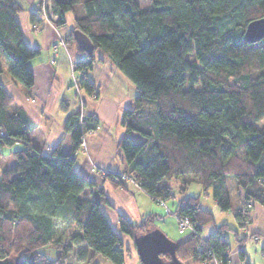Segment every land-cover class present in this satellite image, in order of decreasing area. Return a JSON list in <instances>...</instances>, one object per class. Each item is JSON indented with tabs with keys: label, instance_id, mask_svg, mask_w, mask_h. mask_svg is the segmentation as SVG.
Instances as JSON below:
<instances>
[{
	"label": "trees",
	"instance_id": "trees-1",
	"mask_svg": "<svg viewBox=\"0 0 264 264\" xmlns=\"http://www.w3.org/2000/svg\"><path fill=\"white\" fill-rule=\"evenodd\" d=\"M78 4L83 13L65 40L82 55L75 64L80 89L98 95L89 71L100 53L136 90L118 143L127 167L105 177L116 187L131 180L163 203L175 193L162 183L180 181L183 193L198 184L202 194L182 199L175 211L193 228L178 242L177 257L185 264H229L232 229L216 223L201 197L211 195L221 212H234L239 228L250 222L252 205L264 203V39L244 38L248 24L264 18V0H151L149 8L137 0H52L59 28ZM21 10L16 0H0V51L11 80L30 93L35 78L29 61L39 50L24 40L16 20ZM31 22L35 29L43 25L37 14ZM77 30L91 41V53L79 46ZM3 72L0 62V77ZM98 127L93 115L69 114L64 132L70 150H63V140L44 155L31 145L33 121L0 80V162L6 147L15 161L0 171L1 259L97 264L101 255L124 264L127 250L102 209L108 198L75 167L84 135ZM18 144L23 147L14 149ZM153 220L148 215L136 224L120 217V229L134 240L154 229ZM58 222L67 229L60 231ZM209 224L214 229L205 236ZM48 248L54 259L42 253Z\"/></svg>",
	"mask_w": 264,
	"mask_h": 264
},
{
	"label": "crops",
	"instance_id": "crops-1",
	"mask_svg": "<svg viewBox=\"0 0 264 264\" xmlns=\"http://www.w3.org/2000/svg\"><path fill=\"white\" fill-rule=\"evenodd\" d=\"M16 1L22 8L16 15V20L24 40L29 47L39 50L38 56L29 61L35 82L31 92L27 93L4 72L0 80L13 97L15 104L23 108L34 123V129L29 135L31 145L44 155H49L52 149L64 140L63 150L67 152L70 150V141L69 136L64 132V124L68 115L80 111L85 116L97 117L99 127L96 131L84 135L85 145L78 153L75 167L81 176L103 190L108 198L109 204L102 205V209L112 228L121 236L124 248L127 250L124 264H141V261L134 240L121 232L120 217L138 224L148 215H152L154 229H160L173 241H186L191 232L189 229H182L176 217L172 223L175 226L166 228L167 218L163 209L167 201L163 203L154 200L133 181H127L124 186L116 187L105 177L107 174H122L127 167L118 143L126 133L121 123L123 112L133 106L136 90L133 84L100 53L97 54L101 60L94 63L89 71L90 80L98 87V96H88L83 90L73 87L76 78L75 64L82 55L75 46L65 42V39L73 31L75 18L83 13V9L78 4L75 12L65 15V25L59 28L58 16L53 9L50 12L52 17L47 12H42L41 0ZM33 14L43 19V25L39 29H35L32 25ZM0 54L8 64L1 51ZM22 147L18 144L14 149ZM11 152L12 149L8 151L4 149L5 158H10V165L13 166L15 161ZM162 184L169 185L175 193L173 200L170 199L174 204L173 212L182 199L202 194L201 187L196 189L194 194H189L191 186L196 183H192L184 193L180 191V181ZM88 192L89 190L86 191L87 194ZM87 196L92 197L91 194ZM232 196L234 204L237 205L239 199L235 189L232 191ZM205 208L213 212L218 225L228 224L232 229L228 233L229 264H264V203L252 205L250 222L244 228L238 227L234 212H221L213 197L211 204ZM222 213L225 215L221 218ZM213 229L214 225H207L203 230L204 235L207 236ZM254 236L258 237V240L253 238ZM241 253H244V257ZM95 263L112 264L101 255L97 256Z\"/></svg>",
	"mask_w": 264,
	"mask_h": 264
},
{
	"label": "water",
	"instance_id": "water-1",
	"mask_svg": "<svg viewBox=\"0 0 264 264\" xmlns=\"http://www.w3.org/2000/svg\"><path fill=\"white\" fill-rule=\"evenodd\" d=\"M74 37L85 52H92L93 45L85 34L77 30L74 32ZM244 38L249 43H255L264 39V18L250 22ZM134 243L141 264H185L176 254L178 242L169 239L160 229H153L145 234L136 236ZM165 256H169L170 259H165ZM0 264H17V258H0Z\"/></svg>",
	"mask_w": 264,
	"mask_h": 264
},
{
	"label": "rangeland",
	"instance_id": "rangeland-1",
	"mask_svg": "<svg viewBox=\"0 0 264 264\" xmlns=\"http://www.w3.org/2000/svg\"><path fill=\"white\" fill-rule=\"evenodd\" d=\"M42 1V5H41V10H42V12H47L48 13V15L50 16V17H52V13H50L51 11H52V6H49V2H48V0H44V1H46V3L44 4L43 3V0H41ZM51 2H52V0H51ZM137 2H138V4L141 6V7H143V8H149V7H151V0H137ZM52 5V4H51ZM47 15V16H48ZM48 16V17H49ZM66 42V41H65ZM144 42V41H143ZM96 57H97V59H98V61H100L101 59H99L98 58V54H96ZM108 61H110V60H108ZM0 62H1V64L3 65V68H4V73L5 74H7L8 76H9V74H8V68H9V66H8V64L7 63H5V61H4V58H3V56L0 54ZM97 62V61H96ZM95 62V63H96ZM111 62V61H110ZM73 84H74V86L73 87H75L76 89H80V87H79V85H78V81H77V77L75 78V80H74V82H73ZM80 90H82V89H80ZM98 96V95H97ZM260 127H263L264 126V120L261 122V124L259 125ZM83 142L85 143V140L83 139ZM11 148L10 147H6L5 148V150H10ZM11 159L10 158H4V160H2L1 162H0V171L2 170V169H5V168H10L11 167ZM128 181H131V180H128ZM200 188V186L199 185H197V184H193L192 186H191V188H190V191H191V193H189V194H194L195 193V191H196V189H199ZM173 200V199H172ZM172 200H170V201H167V202H165V204H167L164 208L165 209H163L164 210V213H165V217L167 218V220H166V223H165V225H166V228L168 229L169 227L171 228L173 225H172V223H173V219H175L174 217H176L175 216V212H173V208H174V204H173V202H172ZM211 202H212V197H208V196H206V197H201V204L204 206V207H208L210 204H211ZM225 215V213H222V215H221V218L223 217ZM220 218V219H221ZM169 220V221H168ZM168 221V222H167ZM220 221V220H219ZM174 226H175V224H174ZM173 226V227H174ZM58 228H59V230L60 231H64L65 229H67V227H66V225H65V223H62V222H58ZM69 230V229H68ZM230 238H231V241L233 242H231L232 244H234V240H233V235H231L230 236ZM42 251V253L45 255V256H47V258H50V259H54V256H55V250H53V249H51V248H48V249H42L41 250Z\"/></svg>",
	"mask_w": 264,
	"mask_h": 264
},
{
	"label": "built area",
	"instance_id": "built-area-1",
	"mask_svg": "<svg viewBox=\"0 0 264 264\" xmlns=\"http://www.w3.org/2000/svg\"><path fill=\"white\" fill-rule=\"evenodd\" d=\"M48 2H49V6H51V4H52L51 0H48ZM43 3L45 4L46 1L43 0ZM84 145H85V143L83 142L81 147H84ZM175 216L178 219L179 225L182 229H189L192 231L193 228H192V225L188 219H181V218L179 219L177 214H175ZM255 239L258 240V237H255ZM203 264H221V263L217 259H212L209 263L204 262Z\"/></svg>",
	"mask_w": 264,
	"mask_h": 264
}]
</instances>
